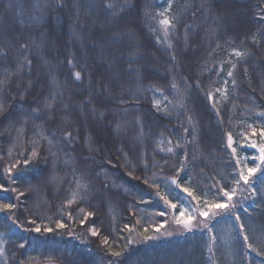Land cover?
I'll list each match as a JSON object with an SVG mask.
<instances>
[{
    "label": "trees",
    "instance_id": "1",
    "mask_svg": "<svg viewBox=\"0 0 264 264\" xmlns=\"http://www.w3.org/2000/svg\"><path fill=\"white\" fill-rule=\"evenodd\" d=\"M169 5L0 0V203L15 206L0 212L6 264H264L249 248L264 251V163L237 185L256 154L227 146L264 116V0ZM166 9L174 27L161 38ZM236 51L227 87L220 65ZM233 188L236 207L208 227L129 243L166 225L160 196L200 209Z\"/></svg>",
    "mask_w": 264,
    "mask_h": 264
},
{
    "label": "snow or ice",
    "instance_id": "2",
    "mask_svg": "<svg viewBox=\"0 0 264 264\" xmlns=\"http://www.w3.org/2000/svg\"><path fill=\"white\" fill-rule=\"evenodd\" d=\"M108 6L110 8L113 7L112 4H109ZM170 7H171V5H169V8ZM166 12H167V9L165 10L164 13H159V15H161L162 17H164L163 19H161L159 21V23L162 26H164L165 34L167 35L168 29L174 27V24L172 23V20L167 17ZM261 19H264V17H261ZM244 54L245 53L240 52V51H236L234 53V55L237 56V57H242ZM233 67H235V65H233ZM228 75L229 76H232V72L229 71L228 72ZM75 78L77 80H80L81 79V73L77 71L75 73ZM0 83H2V82H0ZM173 87H175V85H173ZM221 94L223 95V93H221ZM0 111H4V106L3 105H0ZM261 115H264V113H262ZM249 127L251 128L252 134L255 135L257 130L255 128H253L251 125H249ZM259 135L261 137V141L262 142L260 144H257L256 141H251L250 144H249V146L252 147V148L257 149V151L259 152V156L258 157H255V159H258L261 163H264V128L261 129ZM169 143H171V141H169ZM232 145H233V137H232V134L229 132L227 134V146L229 148H232L233 154H235L236 149L233 148ZM177 147H179V145H177ZM163 150L164 149H161V151H163ZM167 151L168 152H172L173 149L172 148H168ZM36 154L37 153L35 151H33L32 155L35 156ZM239 163L240 162L238 160L237 161V164L239 165ZM15 167H16V165L13 164V165H11V167L6 168L5 169V172L10 175L12 168H15ZM245 168H247V171H245ZM258 168H259V164L256 165V167H247V165H244L243 167H241L240 168V171H239V179L236 180V184L239 185L240 182L243 181V183L245 185H248L249 184V177L251 176L252 173L256 172L258 170ZM171 183L172 184H176L177 183L176 179L173 178L171 180ZM156 187H159V186L156 185ZM182 190L185 191L189 196H191L193 200H199V197L198 196H195L190 189L184 188ZM0 191H5L6 192V191H9V189L5 188L3 184H0ZM11 191H17V190L15 188H13V189H11ZM235 191H236L235 188H233V189H231L229 191H225V190L221 189V192L223 194V197L226 198L222 202L205 200L204 201V204H203V207L200 208V209H197V212H198L199 216L204 217L205 220H207L210 215L213 216V217L216 216V215H219L220 213L217 210H228L230 212L232 209H234L236 207L235 204H232L231 203L232 202V199H233V196L235 195ZM20 195H23V192H21ZM160 199L163 200L164 203L169 208L176 209L177 205L175 203H172L165 196H160ZM74 200H75V197H73V199L69 201V204L73 203ZM14 207L15 206L12 205V204L0 203V212H11L12 209H14ZM81 211L83 212V209H81ZM90 215H92V213H87L84 216V218L80 221L82 225L85 223V221L87 220V217L90 216ZM159 215L163 216L164 213L161 212V213H159ZM194 219H195V217L193 216L192 212L187 211V210H185L183 208H181V210H180V212H179L178 215H175L173 217L174 223L177 224L178 226H181L186 231H192V229H193L192 221ZM237 220H239V217L238 216H237ZM29 222L30 223H35L34 221H29ZM201 223H203V222H201ZM203 226L204 227H208V225L206 223L203 224ZM57 227L62 229V228L65 227V225H64V223H62L60 221H57ZM125 227H127V225ZM161 227H163V225H157L153 229V231L155 233H160ZM89 230H90V232H91L92 235H94V236L97 235V232H96V229H95L94 226L91 227ZM131 230L132 229L129 228V231H131ZM33 231L40 232L41 229L39 227H36V228L33 229ZM44 231L51 232L52 229L51 228H45ZM241 231H243V225H241ZM148 232H149V229L148 228H145L144 231L140 233V236H142L143 240L148 241V240H154V239H158L159 238V237H157L155 235H148L147 234ZM162 235L171 236L172 233L171 232H165ZM248 239H249L248 236H245L244 237L245 242H247ZM107 242L108 241L105 238L104 243H107ZM129 243H132V241L129 240ZM20 247L23 248L24 245L21 244ZM249 248L252 251L256 252V254L258 256H264V251L257 250L256 248H253L251 244H249ZM209 251H211V249H209ZM0 255H3V249L2 248H0ZM112 255L119 257V256L122 255V253L121 252H113Z\"/></svg>",
    "mask_w": 264,
    "mask_h": 264
},
{
    "label": "rangeland",
    "instance_id": "3",
    "mask_svg": "<svg viewBox=\"0 0 264 264\" xmlns=\"http://www.w3.org/2000/svg\"><path fill=\"white\" fill-rule=\"evenodd\" d=\"M168 3H170V5L172 7L174 0H168ZM166 15L169 19L172 20V23H173V18H174L173 11L170 13L167 12ZM163 18L164 17H162V19ZM169 29L171 30V28H169ZM169 29H168V31H169ZM159 35L161 38L165 37L166 34H165L164 26H162V28H159ZM225 58L226 59L223 61V63L221 65L218 64V66L220 65L221 77H223V79L225 80L226 86L229 87V85L231 84L232 76H229L228 72L229 71L232 72L233 65H234L233 62L236 59V56L235 55L232 56V54H228L227 56H225ZM224 66H227L228 68L226 69ZM223 97H224V94L223 95L219 94L217 96L213 95V99L214 100L216 99L217 102H220L223 99ZM170 106L172 107V104ZM261 117H262V119H258L256 122H254V121L249 122V125L252 123L251 126L257 130L255 135L252 134L251 128L248 127L247 123H245V124H243L244 126L241 127V131L235 137H233L232 147L236 149L235 154H238L239 152H241L240 154L247 157V154L243 151V149L245 147H249V149H252V151L255 152V154H256L255 157L259 156V152L257 151V149L250 147L249 144L251 141H256L257 144H260L262 142L259 133H260L261 129L264 128V116H261ZM256 161H257L256 165L259 164V166H260L262 164L258 159ZM255 173L256 172H254V174ZM251 176H253V174H251ZM180 195L183 197V194H180ZM180 199H182V198L180 197ZM182 208L187 210V211L192 212L193 216L195 217V219L192 221L193 228H205L203 226V224L206 223L207 225H209L211 219L213 218L210 215L209 218L207 220H205L204 217L199 216V214L197 212L198 208H195V207L194 208L192 207L189 209L184 208V207H182ZM180 210H181V208L179 206H177L176 209L170 208L167 223H166V225L161 227L160 233H155L154 231L149 230V232L147 234L148 235H155L159 238H167V237L179 235L181 232L186 231L181 226H178L177 224H175L174 220H173V217L175 215H178ZM201 222H203V223H201ZM143 231L144 230H142L141 232H143ZM165 232H171L172 235L171 236L162 235ZM140 233L133 232L131 239H130L132 241V243L136 244V243L143 241V238H142V236H140ZM7 240H8V235L0 231V248L3 249V255H0V264H6L7 263L6 252H5Z\"/></svg>",
    "mask_w": 264,
    "mask_h": 264
}]
</instances>
